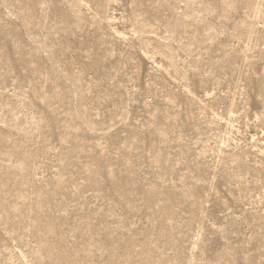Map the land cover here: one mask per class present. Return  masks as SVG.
<instances>
[{
    "label": "rangeland",
    "instance_id": "rangeland-1",
    "mask_svg": "<svg viewBox=\"0 0 264 264\" xmlns=\"http://www.w3.org/2000/svg\"><path fill=\"white\" fill-rule=\"evenodd\" d=\"M0 264H264V0H0Z\"/></svg>",
    "mask_w": 264,
    "mask_h": 264
}]
</instances>
